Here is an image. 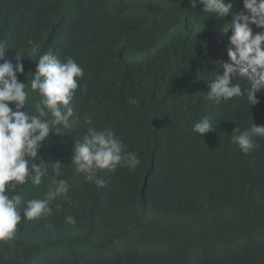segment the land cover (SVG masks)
Listing matches in <instances>:
<instances>
[{"label": "trees", "instance_id": "trees-1", "mask_svg": "<svg viewBox=\"0 0 264 264\" xmlns=\"http://www.w3.org/2000/svg\"><path fill=\"white\" fill-rule=\"evenodd\" d=\"M11 1L0 0V13ZM104 2L59 0L51 14L46 0H19L11 8L14 25L0 21V37L10 31L13 65L21 57L19 82H30L45 47L58 46L64 58L83 55L89 72L72 102L79 124L50 134L39 150L49 165L42 184L29 182L12 193L25 201L44 198L52 186L51 165L58 162L60 177L53 178L68 181V198H57L47 219L22 220L18 239L0 243V264H264V138H255V154L245 155L231 137L237 127L264 125V90L251 108L246 96L218 105L205 97L218 62L228 61L229 44L209 26L227 29L231 15L212 20L190 0L156 6L159 12L150 17L157 39L172 46L159 50L158 41L148 43L136 14L99 22ZM67 8L74 14L57 35L55 21ZM120 55L130 56L125 66ZM26 90L34 106L38 96L30 85ZM25 109L34 113V107ZM87 116L98 129H111L140 160L133 170L118 166L99 173L103 187L86 182L71 165L74 139L84 134ZM204 117L215 128L199 137L193 126ZM67 216L75 225L65 222Z\"/></svg>", "mask_w": 264, "mask_h": 264}, {"label": "clouds", "instance_id": "clouds-1", "mask_svg": "<svg viewBox=\"0 0 264 264\" xmlns=\"http://www.w3.org/2000/svg\"><path fill=\"white\" fill-rule=\"evenodd\" d=\"M19 0L8 2L0 13L3 24L14 25V11L11 10ZM182 0H105L98 12L100 22L105 17L131 20L137 15L136 21L143 23L144 30L149 36L147 41L153 44L158 41V49L168 50L171 44L167 39L159 41L157 27L150 17L166 5H176ZM190 0L191 7L202 10L203 15L214 17L212 20L222 21L231 15L228 28L220 24L209 26L218 36H226L228 61L217 64L218 71L215 78L207 84V101L213 104L228 103L236 98L245 97L250 108L259 104L257 93L264 90V0ZM48 11L53 14L59 9V0H46ZM232 8L237 13H232ZM162 10V9H161ZM9 14L6 16V13ZM123 11H128L126 15ZM74 12L67 8L62 20L57 17L54 32L58 35L66 30L67 21ZM121 14V15H119ZM143 20V21H142ZM231 33H230V32ZM10 31L0 37V243L8 244L19 236L18 225L22 220L34 221L47 219L53 215L51 204L57 199H67L69 184L60 177V163L51 165L52 186L48 188L42 199H24L23 194H12L25 184L31 182L40 186L49 172L46 165L38 156L43 144H46L50 134L61 135L71 125L79 124L73 107V99L79 81L89 73L84 66V56L64 58L58 46L40 54L36 62V71L27 84L18 81V75L23 74V65L16 56L17 63L13 65L14 54L10 56L12 46L8 42ZM216 35V34H215ZM149 54H144L148 56ZM143 56V57H144ZM78 57V58H75ZM133 57V56H131ZM130 58L118 56L119 64L125 66ZM136 58V57H135ZM142 58V57H141ZM138 62V61H137ZM222 70V74H220ZM238 78L248 81L242 88ZM38 96L34 106L29 104V90ZM86 92L87 90L84 89ZM132 105L137 101L131 99ZM10 105H14V110ZM34 107V113L25 106ZM86 130L79 139H74L71 165L78 175H82L86 182H92L98 187L105 186L106 181L99 173L114 172L118 166L129 170L135 169L140 160L135 153L126 152L122 141L118 140L111 129H98L90 116L85 117ZM212 121L204 117L193 126V132L199 137L214 130ZM232 142L240 151L247 155L256 147L257 137L264 138V125L254 123L250 128L241 131L237 127L231 134ZM193 142L199 147L197 138ZM255 151H253V155ZM40 160L39 164L35 161ZM264 189H259L264 194ZM248 191H253L251 186ZM61 210L56 206V212ZM65 222L75 225L73 216L65 217ZM52 227L51 224L48 225Z\"/></svg>", "mask_w": 264, "mask_h": 264}]
</instances>
